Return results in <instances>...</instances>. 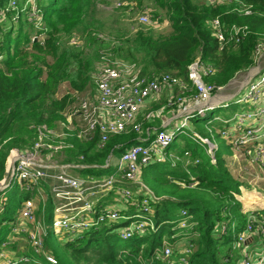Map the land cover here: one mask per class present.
I'll return each mask as SVG.
<instances>
[{"label": "trees", "instance_id": "obj_1", "mask_svg": "<svg viewBox=\"0 0 264 264\" xmlns=\"http://www.w3.org/2000/svg\"><path fill=\"white\" fill-rule=\"evenodd\" d=\"M9 1L0 0V181L11 150L32 146L38 136L37 127H56L63 119L74 101L69 95L57 97L62 86L83 93L91 83L99 48L108 44L98 40V33L92 31V0H37L43 15L42 29L30 22L27 13H21L26 0L19 3L18 19L16 11H7ZM240 1L251 7V15L236 12L238 3L213 7L201 0H155L171 23V32L157 33L142 24L132 37L115 45L113 52L139 64L144 75L170 72L183 78H187L188 67L200 54L203 61L218 70L208 82L226 86L238 73L254 66L253 54L264 38V0ZM216 17L227 29L233 25L248 26L249 36L239 45L230 43L220 50L208 25ZM76 31L85 34L89 50L68 44ZM41 35L46 38L41 40ZM136 138L135 134L118 136L109 143V149L121 153L138 144ZM71 141L74 149L68 153L70 160L79 161L84 156L83 164L92 165L108 157L91 153L95 142ZM120 144L122 147L116 149ZM194 145L189 149L200 157L198 165L184 170L183 163L173 166L164 162L149 166L150 175L143 171V181L163 198L154 206L155 233L124 241L114 232L115 226H102L74 242L64 243L60 252L48 247L47 237L45 244L58 264H167V260L155 255L165 240L175 250L176 259L186 248H192L189 264H229L238 235L248 222L243 205L237 200L243 185L234 179L218 152L217 163L213 165L204 150ZM160 165L164 170H158ZM192 181L196 182L193 188H183L177 183L189 185ZM32 196L21 192L0 206V252L8 242L17 209ZM184 211L186 216L182 214ZM256 215L263 217L264 209ZM183 220L191 224L189 229L179 228ZM7 247L12 248L11 244ZM25 257L28 262L14 264H51L42 257L30 254Z\"/></svg>", "mask_w": 264, "mask_h": 264}, {"label": "built area", "instance_id": "obj_2", "mask_svg": "<svg viewBox=\"0 0 264 264\" xmlns=\"http://www.w3.org/2000/svg\"><path fill=\"white\" fill-rule=\"evenodd\" d=\"M203 2L213 7L238 3L239 6L234 8L236 12L246 16L252 14L251 7L240 0ZM114 5L116 8L123 6L120 2ZM9 10L19 11V0H10ZM24 12L37 29L43 28V15L37 0H26L21 10V13ZM138 20L143 25L154 27L148 14H141ZM208 25L220 50L230 43L239 45L250 34L246 25H233L227 29L219 17L211 19ZM84 39L74 33L68 44L84 50ZM97 39L106 41L102 35H97ZM112 47H115V43H112ZM113 48L100 51L91 75V94L81 97L78 109L70 112L68 124L63 123L62 129L39 126L36 128L37 139L32 146L11 150L4 177L0 181V206L7 204L6 193L14 185L21 192L33 196L21 203L12 222V234L4 247L12 244V238L24 236L35 255L43 256L51 264H58L46 249L49 231L64 243L74 242L102 226H115L114 232L124 241L155 233L154 206L163 198L158 197L143 181V170L167 161L173 166H176L173 162L181 161L187 170L190 166L198 165L200 157L194 156L190 150H186L183 157L167 153V149L182 135L199 145L215 165L219 145L214 135L212 139L203 137L193 129L192 122L222 107L221 103L232 100L241 92L243 95L237 103L246 104L248 110L235 114L231 119L216 118V121L222 124V139L241 152L248 162L264 170V38L258 42L253 54L254 66L248 70V74L252 71L253 74L248 75L244 89L227 99L218 97V103L213 96L217 97V93L226 86L219 87L208 82L218 70L213 64L203 61L201 56L188 67L187 78L170 72L144 75L139 64L116 56ZM164 100L166 103L162 102ZM73 117L81 120L78 127H73ZM154 120H158L159 125H152ZM130 134H135L139 143L129 146L119 158H115L114 151H111L101 166L83 164L84 156L79 161H65L63 158L66 151L74 149L71 139L82 144L95 142L94 149L104 150L114 138ZM121 147L122 144L115 148ZM112 168L114 173L111 175L98 172L82 177L79 173ZM177 183L183 188H193L196 184L194 181L189 185ZM49 202H52L53 214L47 222ZM182 214L186 216L187 212ZM190 227L186 220L179 224L183 230ZM258 231L264 235V216L259 218L251 214L233 247L236 251L240 250L238 264H264V245L261 251L255 253L248 244V238ZM192 251V248H186L176 259L175 250L165 240L163 248L157 250L155 255L167 260V264H189ZM17 261L28 262V259H8L3 264Z\"/></svg>", "mask_w": 264, "mask_h": 264}, {"label": "rangeland", "instance_id": "obj_3", "mask_svg": "<svg viewBox=\"0 0 264 264\" xmlns=\"http://www.w3.org/2000/svg\"><path fill=\"white\" fill-rule=\"evenodd\" d=\"M22 1L23 0H19V3H22ZM201 1L203 2V0ZM116 2H120L123 6L116 8V6L114 5ZM91 10H92L91 18H93L94 20V26L92 27L93 28L92 31L94 33L95 32L98 33V35H102L103 38H105L106 41L108 42L107 46L104 45V47L99 48L98 50L99 53L101 50H105V49L107 50L113 48L112 43H115V45H119L121 43L123 44V42L127 38L132 37L142 27V24L138 20V17L141 14H148L149 16H151V19L154 22L153 23L154 27L151 28H153V30L156 31L157 33L167 34L172 30L171 23L165 18L166 16L164 12L158 9V7L155 4V0H142L141 2L139 0H132V1L92 0ZM155 13H160V14L155 16L154 15ZM74 33L80 34L83 39L85 37V34H83L82 32L76 31ZM45 38H46L45 35L40 36L41 40H44ZM114 49L115 48H113V51ZM84 50L87 51L89 49L84 48ZM198 57H200V54H198L196 58ZM248 70L240 72L237 79L227 84L228 86L226 85V88L222 92L217 93V97L216 95L213 96L214 98L213 100H215L218 103L219 102L218 97L227 99L229 96L233 97V95L240 93L244 89L248 81V75L253 74V71L248 74ZM92 87L93 85L92 83H90L83 93H76L73 90H71V88L68 85L62 86L57 97L62 98L63 96L69 95L72 97L74 103L72 102V104L63 114V119L56 124L57 128L62 129L63 123L68 124V122L71 120L70 112L78 109L81 97L88 96L89 94H91ZM242 95L243 93L241 92L240 95L236 96L232 100L227 102L224 101L223 103H221L220 106L222 107L217 108L215 111L207 112L205 117L203 118L198 117L194 119L192 122V126L196 132H198L200 135H202L205 138L212 139V135H214L215 141L219 145L218 157L225 161L226 166L228 170L231 172L234 179L236 181L241 182L243 185L241 188V195L237 196V200H239L242 203L244 207L243 208L244 214L250 216L251 214H256L258 212H261L264 209V170L248 162V160H246L243 157L241 152L235 150L233 147H230L228 145V141L222 139L220 134V131L222 130V124L219 121H216V118H220L222 120L231 119L235 114L240 113L243 110H248V106L246 104L237 103V101L242 97ZM162 102L164 103L165 100ZM226 104L228 105L226 107H223ZM158 107H155V109H157ZM72 122L74 123L73 127H78L81 123V120L79 118L73 117ZM152 125L154 126L159 125V121L154 120ZM194 146L195 145L191 139L182 135L176 139L173 146L169 148L167 153H171L183 157L184 152L186 150H190L189 148H193ZM110 151L111 150L109 149L108 146L104 150L92 149L91 153L100 154L107 157L109 156ZM68 153L69 151H66V154L63 155L65 161L70 160L68 159ZM120 154L121 153L119 151H116L114 157L119 158ZM167 162L169 164V161ZM103 163H104V159L102 161H95L94 164L92 165L101 166L103 165ZM179 163L182 164L181 161L173 162V164H175L176 166L180 165ZM163 167H164L163 165H160L158 167V170H164ZM183 169L186 170L185 167ZM143 171H147V168H145ZM98 172H102L104 175H111L114 173V169L113 168L110 170L92 169V170L79 171L82 177H87L91 174L95 175ZM146 173L150 175L152 172L151 170H149ZM20 193H21L20 188L14 185L13 188L6 193V197L8 199H13L16 195H19ZM43 197H45L44 193H43ZM19 209L20 207L17 209V212ZM46 210H47L48 218H51L53 214V206L50 205V202L48 203ZM12 225L13 223H11V226ZM11 234L12 232H10L8 239L11 236ZM48 241H50L48 247L54 248L59 252L61 251L64 242L61 240V238H59V236H55L52 231H49ZM11 242H12L11 244L12 248L10 247L2 248V251L0 252V264H3L5 260L8 259H10L11 261L13 259H17V260L26 259L25 254H30L32 256L39 257L38 255L36 256L35 253L33 252L26 237L24 236L14 237L11 239ZM248 244L251 246L250 247L251 251L255 253H257L259 250L261 251V249L263 248L262 244L264 245V235L261 234L260 231H258L257 233H255V235H252L248 238ZM48 247L46 245L47 250H49ZM239 253L240 250L238 251L234 250L231 253L230 255L231 262L229 264L239 263L240 261Z\"/></svg>", "mask_w": 264, "mask_h": 264}, {"label": "crops", "instance_id": "obj_4", "mask_svg": "<svg viewBox=\"0 0 264 264\" xmlns=\"http://www.w3.org/2000/svg\"><path fill=\"white\" fill-rule=\"evenodd\" d=\"M244 208V207H243Z\"/></svg>", "mask_w": 264, "mask_h": 264}]
</instances>
